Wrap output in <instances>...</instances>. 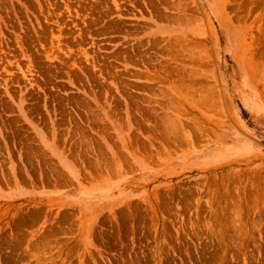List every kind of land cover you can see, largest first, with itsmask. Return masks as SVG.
<instances>
[{
  "label": "rangeland",
  "instance_id": "1",
  "mask_svg": "<svg viewBox=\"0 0 264 264\" xmlns=\"http://www.w3.org/2000/svg\"><path fill=\"white\" fill-rule=\"evenodd\" d=\"M0 264H264V0H0Z\"/></svg>",
  "mask_w": 264,
  "mask_h": 264
}]
</instances>
